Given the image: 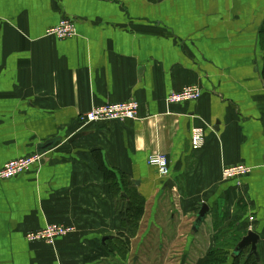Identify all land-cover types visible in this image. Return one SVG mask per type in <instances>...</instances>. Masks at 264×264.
I'll use <instances>...</instances> for the list:
<instances>
[{"label":"crops","instance_id":"obj_1","mask_svg":"<svg viewBox=\"0 0 264 264\" xmlns=\"http://www.w3.org/2000/svg\"><path fill=\"white\" fill-rule=\"evenodd\" d=\"M62 18L76 34L46 35ZM263 66L264 0H0V169L42 153L0 179V264H132L155 257L157 239L167 254L199 251L196 263L227 249L231 264L247 230L264 264ZM192 84L197 100L165 102ZM130 99L136 120L79 122ZM154 151L167 157L165 178L147 163ZM238 164L250 167L240 183L223 178ZM202 202L195 231L188 216ZM47 224L73 230L52 245L28 239Z\"/></svg>","mask_w":264,"mask_h":264},{"label":"built area","instance_id":"obj_2","mask_svg":"<svg viewBox=\"0 0 264 264\" xmlns=\"http://www.w3.org/2000/svg\"><path fill=\"white\" fill-rule=\"evenodd\" d=\"M46 35L55 36L58 39L72 37L76 34L75 22L72 18H62L57 25L46 30ZM201 96V89L198 85L192 84L183 87L179 91L171 92L167 95L165 102L168 105L197 100ZM138 102L130 99L124 102H106L94 106L92 109L79 115V122L82 126L110 120H136L138 119ZM204 130L195 127L191 131V148L200 149L204 144ZM41 155L33 154L19 159L6 162L0 169V179L13 178L26 170L34 163L38 162ZM147 163L156 168L161 177L169 175V163L165 154L160 151L151 152L147 157ZM250 167L242 164L227 166L222 169V176L225 179H235L241 182V176L249 173ZM73 227L61 224H47L42 229L31 232L27 235L31 240H42L48 244H53L58 237L71 233Z\"/></svg>","mask_w":264,"mask_h":264},{"label":"water","instance_id":"obj_3","mask_svg":"<svg viewBox=\"0 0 264 264\" xmlns=\"http://www.w3.org/2000/svg\"><path fill=\"white\" fill-rule=\"evenodd\" d=\"M80 133L74 134L71 137L68 138V141H73L77 137H79ZM53 142L48 143V146H51ZM40 155L42 153H39ZM173 187V181L171 178H168L163 186L162 189H168L171 190ZM209 205L206 202H202L199 204L198 211L196 213V218L193 224V229L196 231L198 227L203 222L206 214L209 212ZM108 236H105L104 239H107ZM103 239V240H104ZM259 242V234L253 230H247L245 234L240 237L239 241L235 244L231 256L232 258L235 256H239L244 250H247L248 256H253L255 259L259 261V255L257 250V245ZM260 263V262H259Z\"/></svg>","mask_w":264,"mask_h":264},{"label":"rangeland","instance_id":"obj_4","mask_svg":"<svg viewBox=\"0 0 264 264\" xmlns=\"http://www.w3.org/2000/svg\"><path fill=\"white\" fill-rule=\"evenodd\" d=\"M172 209H173L172 211H173L174 215L177 217V214H178L177 213V210H175L174 208H172ZM134 214H139V211L134 212ZM142 214H143V209H142ZM142 214H140L139 216H136V217L140 218L142 216ZM128 216H131V215H128ZM188 217L192 218V220H195V215L194 214L192 216H188ZM127 219H131V218H128L127 217ZM190 233L192 234L193 231H191ZM193 234H195V236L197 234L199 235L198 232L197 233L195 232ZM198 238H199V236L197 237V239ZM152 239L153 238H151L150 240H152ZM157 240L158 241L156 243V246L158 244H161V245L163 244L166 247V244L163 241L161 242V241H159V239H157ZM151 244L153 245V242H151ZM183 244H184V241L181 242V245H183ZM149 250L152 251V252H154V254L156 256L153 257V258L145 259L143 262H142L143 259L132 258L130 260L131 263L132 264H181V262H182L183 255H182V252L180 250L174 249V253H176V255L175 256H171L172 258L171 257H169V258H167V257H161V256H164V255L165 256L167 255V250H169L168 248H166L165 250L162 249L161 252H159L158 249L156 251L155 250H152L151 247L149 248ZM152 252H146L145 257L153 256V253ZM170 255H173V253H171ZM198 257H199V251L198 252H189L188 255H187V257H185L186 263H183V264H194ZM190 260H192L193 263H191Z\"/></svg>","mask_w":264,"mask_h":264},{"label":"trees","instance_id":"obj_5","mask_svg":"<svg viewBox=\"0 0 264 264\" xmlns=\"http://www.w3.org/2000/svg\"><path fill=\"white\" fill-rule=\"evenodd\" d=\"M263 74H264V66H263ZM133 200L136 201L135 199H133ZM132 204H133V208H134L133 215H134V212H137V211H139L138 216L140 214H142V208L141 207L139 208L138 205H135L132 201L128 202L129 207H128L127 211H132V206H131ZM128 226L130 227V225H128ZM239 239H240V237L236 238L234 240V242L231 244V246L234 247L235 244L239 241ZM246 251L247 250H244L239 256H235V257L231 258L230 259L231 264H260L259 261L257 259H255L253 256H249V257L244 256V252H246ZM228 252L229 251L227 249H224L221 247H213L212 249H210L206 253L204 258L201 259L200 262L198 260V262L196 264H226ZM243 257H246V258L244 259Z\"/></svg>","mask_w":264,"mask_h":264},{"label":"flooded vegetation","instance_id":"obj_6","mask_svg":"<svg viewBox=\"0 0 264 264\" xmlns=\"http://www.w3.org/2000/svg\"><path fill=\"white\" fill-rule=\"evenodd\" d=\"M157 249H158L159 252H161L162 249H163V244H162V245H161V244H158V245L156 246V250H157ZM170 254H171V253H168L166 256L164 255V256H161V257H167V258H169V257H171V256H175V255H176V253H173V255H170ZM247 254H248L247 251L244 252V256L249 257ZM182 255H183V257H182V262H181V264L186 263V259H185V257H187V256L185 255V253H182ZM246 257H243V258L245 259ZM171 258H172V257H171ZM173 258H174V257H173ZM190 261H191V263H193L192 260H190ZM194 264H196V261H195Z\"/></svg>","mask_w":264,"mask_h":264}]
</instances>
